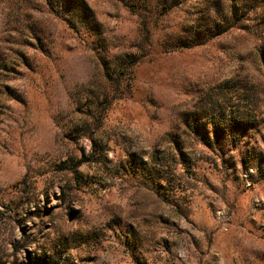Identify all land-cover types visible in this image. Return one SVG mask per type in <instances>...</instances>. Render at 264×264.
<instances>
[{
  "label": "rangeland",
  "instance_id": "374dc122",
  "mask_svg": "<svg viewBox=\"0 0 264 264\" xmlns=\"http://www.w3.org/2000/svg\"><path fill=\"white\" fill-rule=\"evenodd\" d=\"M0 264H264V0H0Z\"/></svg>",
  "mask_w": 264,
  "mask_h": 264
},
{
  "label": "trees",
  "instance_id": "16d2710c",
  "mask_svg": "<svg viewBox=\"0 0 264 264\" xmlns=\"http://www.w3.org/2000/svg\"><path fill=\"white\" fill-rule=\"evenodd\" d=\"M100 153L103 155V151H100ZM88 160H86L85 158H81L79 160L76 161L75 165L76 167L82 165V164H85L87 163Z\"/></svg>",
  "mask_w": 264,
  "mask_h": 264
}]
</instances>
